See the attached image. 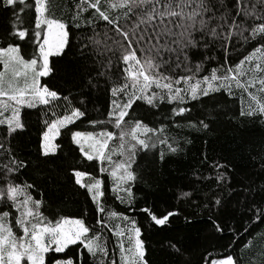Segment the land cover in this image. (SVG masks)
I'll return each mask as SVG.
<instances>
[{"label":"snow or ice","instance_id":"snow-or-ice-1","mask_svg":"<svg viewBox=\"0 0 264 264\" xmlns=\"http://www.w3.org/2000/svg\"><path fill=\"white\" fill-rule=\"evenodd\" d=\"M25 4L26 0H0V8L11 9L17 17L0 44V264H87L88 257L92 264H117L109 257L106 232L116 240L113 247L119 250V264H150L137 221L107 208L104 181L86 171L70 166V179L86 190L95 205L94 224H87L83 217L45 215V201L32 194L36 185L20 179L28 172L29 162L17 155L12 144L14 134L26 129L24 110L39 111L40 156L55 155L60 147L55 141L61 130H67L80 155L86 161H98L100 173L111 178L115 199L132 205V185L142 179L134 167L138 152L157 143L172 153L179 150V144L165 135L162 122L160 127H150L133 115L137 109L171 106L172 117L187 120L197 131L208 130L212 113L193 120L185 115L192 111L190 102L215 93L231 96L235 88L247 93L249 100L239 116L264 123V0H76L71 26L80 31L79 55L87 70L77 65L66 74L81 97L85 90L101 88L108 94L105 118L89 121L93 127L101 126L98 132L73 131L70 126L86 117V109L73 103L71 89L64 95L42 83L54 71L50 57L62 56L69 44V23L55 12L59 5L56 0H34L29 6L34 9V20L29 17L27 21L34 23L30 29L19 17L25 9L16 12ZM26 40L33 47L30 55L16 42ZM230 53L242 58L232 63ZM213 61L216 66L209 67ZM79 103L83 105L85 100ZM108 125L116 131L108 130ZM260 160L264 170V150ZM227 167L219 162L212 165L218 187L228 186ZM243 191L250 223H264V184L258 188L248 184ZM191 195L182 192L181 198ZM208 201L203 207L212 230L223 233L221 210L226 206L222 197L213 193ZM141 211L160 227L179 215L176 211L157 215L149 208ZM259 238L264 240V232ZM251 244L242 245L239 257L226 254L211 264H245L244 252ZM71 246L77 251L69 255ZM165 247L174 264H193L177 242L169 240ZM49 254L61 255H53L49 262ZM260 255L264 258V248Z\"/></svg>","mask_w":264,"mask_h":264},{"label":"trees","instance_id":"trees-1","mask_svg":"<svg viewBox=\"0 0 264 264\" xmlns=\"http://www.w3.org/2000/svg\"><path fill=\"white\" fill-rule=\"evenodd\" d=\"M33 3L34 0H26L25 5L16 9V12H19L20 7L25 9L19 17L23 25L30 29L34 27V23L28 24L27 21L29 17L34 20V9L29 7ZM75 3L76 0H56L59 5L55 8L56 15L63 16L68 21L70 39L62 56L50 57V65L54 71L49 77L43 78L42 83L49 84L64 95L71 89L73 103L82 110L86 109V117L70 126L73 131L98 132L101 126L93 127L89 121L105 118L110 99L108 94L101 88L90 92L85 90L86 95L81 97L79 89L73 87L66 74L69 67L77 65H82L87 70V65L79 55L80 31L71 26V13ZM16 19L11 9L5 11L0 8V44L4 43V37ZM16 42L29 55L33 51L29 41ZM251 50V46H248V51ZM243 54L247 55V52ZM240 58L242 56L236 53L229 55L232 63L238 62ZM215 66V61L209 65ZM81 99L85 100L83 105L79 103ZM248 102L247 93L235 88L231 96L227 93H215L213 97L191 101L189 107L192 111L186 113V116L191 115L193 120H198L206 118L208 112L212 113L210 128L201 131L189 127L188 121L183 118L172 117L171 106L150 111L145 108L137 109L133 115L142 118L150 127H160L162 122L166 126L165 135L170 142L179 144V150L172 153L165 145L157 143L155 147L138 152L134 167L142 179L132 185L135 192V202L132 205L121 204L115 199L111 191V178L107 173H100L101 165L98 161H86L80 155L77 146L70 142V132L67 130H61V135L55 141L60 145L55 155L47 158L40 156L37 150L42 127L39 123L40 114L36 109H25L26 129L18 131L12 139L17 155L29 162L28 172L20 179L36 185L32 194L45 201L42 209L45 215L50 218L60 215L83 217L89 225L95 222V205L86 195V190L75 185L74 179H70V166L102 179L105 206L137 221L150 264H174L173 257L169 255L170 250L165 247L169 240L177 242L185 250V257L190 258L193 264H211V260L222 259L226 254L239 257L242 245L251 241V248L244 252L245 264L249 260L261 264L264 258L260 252L264 248V240L259 238V233L264 232V223H250L251 213L246 211L243 203L246 195L243 189L248 184L257 188L264 184V170L260 167V154L264 150V123L259 119L239 116L241 108L247 107ZM107 127L108 130L116 131L111 125ZM161 151L164 152L163 160L160 159ZM214 162L228 166L225 170L229 176L227 187H218L215 183L216 170L212 168ZM104 166L107 167V164ZM182 192H191L192 195L181 198ZM213 193L220 195L226 206L221 210L225 222L223 233L213 232L207 210L203 207ZM143 208H149L157 215L166 211H176L179 215L170 218L169 224L160 227L151 222L146 212L141 211ZM85 210L87 215H84ZM215 211L217 209L214 208L213 212ZM245 228L248 229L247 232ZM105 235L110 241L109 257L115 258L119 264V250L113 247L116 240L110 232ZM76 251V246H71L68 254L72 255ZM53 255L61 254H49V262ZM87 264H92L91 257H88Z\"/></svg>","mask_w":264,"mask_h":264},{"label":"rangeland","instance_id":"rangeland-1","mask_svg":"<svg viewBox=\"0 0 264 264\" xmlns=\"http://www.w3.org/2000/svg\"><path fill=\"white\" fill-rule=\"evenodd\" d=\"M0 70H2V69H0ZM58 138V137H57ZM87 180H88V178L87 177H85V182H87Z\"/></svg>","mask_w":264,"mask_h":264}]
</instances>
